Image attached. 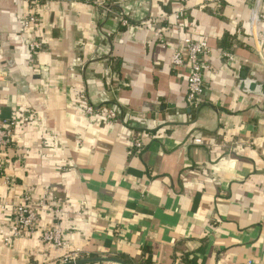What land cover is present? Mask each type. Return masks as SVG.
I'll return each instance as SVG.
<instances>
[{"label":"crops","instance_id":"obj_1","mask_svg":"<svg viewBox=\"0 0 264 264\" xmlns=\"http://www.w3.org/2000/svg\"><path fill=\"white\" fill-rule=\"evenodd\" d=\"M209 1L107 0L110 13L93 0H46L44 48L33 54L26 1L0 0V118L15 121L0 205L46 193L62 208L41 210L40 227L6 245L11 209L0 207V264H56L74 252L140 264L146 248L153 264H264V100L238 87L242 71L249 85L264 78V38L256 47L254 37L263 26L248 2L223 0L214 14ZM186 36L213 50L198 107L186 103L187 67L169 65ZM87 105L119 113L90 119ZM141 132L154 137L137 150ZM195 132L213 147L190 143ZM54 222L60 247L41 239Z\"/></svg>","mask_w":264,"mask_h":264},{"label":"built area","instance_id":"obj_2","mask_svg":"<svg viewBox=\"0 0 264 264\" xmlns=\"http://www.w3.org/2000/svg\"><path fill=\"white\" fill-rule=\"evenodd\" d=\"M28 7V13L24 15L22 19V28L24 33L28 37L27 48L35 54L44 48V42L40 36L36 33V26L39 22V8L46 0H25ZM223 0H210L209 3H213V13L219 14L220 7ZM250 3L253 10V26L255 23H259L263 26V32L255 35L256 47L259 46L261 38H264V0H242ZM93 3L103 7L106 11L114 13L112 8L108 5L107 0H93ZM206 6V4H204ZM202 5V6H204ZM185 9H179L172 13L173 20L179 22L185 15ZM169 17H163L164 20H168ZM122 26L128 25V20L121 16L119 18ZM157 39L160 44H165V33L161 31L157 34ZM213 50L209 43L205 39H196L191 37H183L180 39L179 46L174 48L169 57V65L172 69H177L182 66L187 67V75L185 80V97L186 103L189 106H199L200 98L204 90V72L210 69L208 58L212 54ZM218 53L227 61L234 59L232 51L227 49H220ZM84 113L91 119L103 118L106 120H112L117 118L116 110L109 106H97L87 105L84 108ZM15 121L13 119H1L0 118V155H2L5 148L10 146L12 141L13 130ZM153 134L148 132L139 133L132 141V146L137 150L141 149L145 142L144 138L151 139ZM190 143L197 145H205L211 149L213 147V141L206 139L201 134H194L190 140ZM1 157V156H0ZM6 164L0 158V178L4 176ZM7 180V179H6ZM9 182V180H7ZM2 209H11V224L9 226V235L3 239L4 244L8 245L14 238L19 237L22 233H30L40 227L39 217L40 211L47 209L51 211L53 215L58 214L61 211V207L49 202L47 194L44 193L40 198L34 199L30 194H24L21 201L17 204H9L7 202L1 203ZM41 239L43 242L49 243L55 247L63 245L62 232L56 222L51 225L45 226L41 231ZM78 258H82L81 254L74 252L63 256L58 263L66 261H75ZM246 264H253L251 260H248Z\"/></svg>","mask_w":264,"mask_h":264},{"label":"water","instance_id":"obj_3","mask_svg":"<svg viewBox=\"0 0 264 264\" xmlns=\"http://www.w3.org/2000/svg\"><path fill=\"white\" fill-rule=\"evenodd\" d=\"M241 79H239V88H241V90H243L244 92H248L251 93L255 96H258L261 100H264V78L259 76L258 74L254 75V80H252L251 85L247 84L248 81H246L247 76L245 75V71L241 72ZM249 85V86H246ZM107 98V102L109 103L112 100V97L110 96V94L108 92H104ZM113 102H111L112 104ZM115 107L119 108V105H116ZM115 107H113V109L115 110ZM128 114L125 115V117H127ZM196 133V132H195ZM199 134V133H196ZM194 134H191L190 138L193 136ZM189 138V140H190ZM100 262H114L117 264H128L127 262H125L124 260H121L119 258L116 257H112V256H91V257H82V258H78L75 261H66V262H61V263H56V264H85V263H100Z\"/></svg>","mask_w":264,"mask_h":264},{"label":"trees","instance_id":"obj_4","mask_svg":"<svg viewBox=\"0 0 264 264\" xmlns=\"http://www.w3.org/2000/svg\"><path fill=\"white\" fill-rule=\"evenodd\" d=\"M263 102V101H262ZM201 102H199L200 104ZM198 107V106H197ZM115 110L116 112L119 113V110L117 107H115ZM84 255H81V257H83ZM187 258V257H186ZM187 261L190 262L191 264H195L194 260L193 259H189L187 258ZM126 262V261H125ZM140 264H153L151 262V255H150V251L146 248L143 250V259L142 261L140 262Z\"/></svg>","mask_w":264,"mask_h":264}]
</instances>
